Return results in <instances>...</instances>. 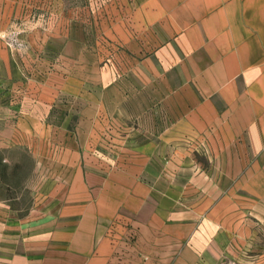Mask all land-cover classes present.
Returning <instances> with one entry per match:
<instances>
[{"label": "crops", "instance_id": "obj_1", "mask_svg": "<svg viewBox=\"0 0 264 264\" xmlns=\"http://www.w3.org/2000/svg\"><path fill=\"white\" fill-rule=\"evenodd\" d=\"M0 264H264V0H0Z\"/></svg>", "mask_w": 264, "mask_h": 264}, {"label": "rangeland", "instance_id": "obj_2", "mask_svg": "<svg viewBox=\"0 0 264 264\" xmlns=\"http://www.w3.org/2000/svg\"><path fill=\"white\" fill-rule=\"evenodd\" d=\"M100 1V0H98ZM98 9V7L96 6V10ZM82 24V23H80ZM87 24V23H86ZM101 23H99L98 21L95 23H92L91 26H88L90 29V32H92L91 35H89V37L86 39L88 44H92L93 47H100V46H107V39H105L103 37L102 34H100L98 31L101 28ZM109 43V42H108ZM110 44V43H109ZM111 47V44L108 45V48ZM112 51L114 49H111ZM25 202V201H24Z\"/></svg>", "mask_w": 264, "mask_h": 264}]
</instances>
